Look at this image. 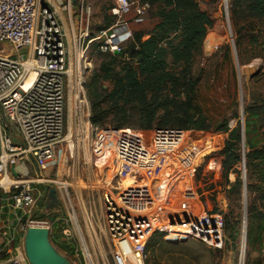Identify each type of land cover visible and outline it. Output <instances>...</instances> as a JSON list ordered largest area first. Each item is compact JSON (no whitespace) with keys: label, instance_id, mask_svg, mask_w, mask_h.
<instances>
[{"label":"built area","instance_id":"1","mask_svg":"<svg viewBox=\"0 0 264 264\" xmlns=\"http://www.w3.org/2000/svg\"><path fill=\"white\" fill-rule=\"evenodd\" d=\"M147 6L139 8L138 14ZM131 10V0H115L112 13L125 29L123 16ZM66 12L68 28L47 0H0V186L10 181L6 190L12 195L20 229L26 232L31 225L50 228L49 221L30 219L31 213L40 208L45 191L31 187V181H47L44 175L53 162L68 155L74 159L77 147L94 142V152H110L113 166L99 174L106 180L100 197L103 220L98 223L93 212L87 216L88 240L80 233L77 245H71L72 259L66 254L72 264H147V244L154 233L170 240L195 238L221 247L224 232L220 215L205 211L193 215L185 208L187 196L180 187L172 193L176 205L170 206L168 200L170 180L190 142L184 131L157 128L150 138H144L137 131L127 130L102 137L99 127L92 123L85 88L92 61L85 57L87 48L81 40L89 34L90 7L81 5L75 17L70 0ZM103 33L107 39L100 45L101 51L118 54L123 49L120 33ZM213 35L207 34L203 47L216 51L225 38ZM71 76L76 77V84L69 114ZM14 134L21 136V143L14 142ZM99 137L101 144L97 145ZM30 159L35 161L36 175L24 183L20 180L24 170H18V166ZM52 182L65 187L63 182ZM177 210L186 212L184 218L173 215ZM63 233L70 237L72 228L64 227ZM22 246L0 264H26Z\"/></svg>","mask_w":264,"mask_h":264},{"label":"rangeland","instance_id":"2","mask_svg":"<svg viewBox=\"0 0 264 264\" xmlns=\"http://www.w3.org/2000/svg\"><path fill=\"white\" fill-rule=\"evenodd\" d=\"M68 1L70 0L64 2L66 6ZM230 1L216 0L209 13L214 24L208 33L212 36L218 34V37L225 38L221 41V47L216 51L203 48L202 54L193 64V75L198 78L196 104L211 128L205 132L182 130L185 132V138L190 142L185 146L184 160L178 163L172 175L168 192V200L172 207L175 204L172 196L173 190L180 187L185 190L187 196L184 201L185 208L188 211L191 210L193 215L204 211L220 215L223 222L224 242L221 247L216 248L195 238L183 241L167 240L178 245L175 248L160 251L162 256L164 255L165 264H264V260H253L248 256L247 251L248 209L251 203L249 191L248 189L245 191L244 187V174L247 182V170L242 158L248 150L246 135L244 143L241 140L238 144L241 160L229 172L223 171L219 162V159H223L221 152L229 133L218 128L227 121L229 127H239L242 133V124H245L247 118V107H258L264 104V18L233 20ZM131 2V12L123 16L127 22V29H125V26L118 23V18L112 13L115 0H71L73 16L77 14L78 17L81 5L85 9L90 7L89 34L81 39L84 43L83 48H87L85 57L92 61V71L87 75L86 83L102 60L99 53L100 45L107 39L103 32H107L109 36L113 30L118 31L121 35V46L126 48L133 41L135 32H143L145 33L144 38H147V33L157 22L153 14L155 9L149 3L146 9L142 10V14H138V9L144 4L141 0H131ZM138 19L140 21H137ZM112 22L113 25L106 29L108 23ZM252 24L255 25L256 30H251ZM243 27L245 28L240 32L239 29ZM253 34L258 40L252 38ZM101 35L103 37L95 39ZM118 41L115 39V42ZM75 84L76 77L71 76L68 80L67 91V113L69 114L72 109ZM258 124L261 130L254 136L260 138L264 130L263 113ZM127 130L129 129L119 131L111 127L99 128L102 137L116 136L115 132L126 133ZM139 134L144 138H150L152 132H139ZM99 138L97 145L101 144V137ZM14 142L21 143V136L14 134ZM93 146L94 142L88 143L85 147H77L74 159H69L68 155L66 158L62 156L61 159L53 162L44 175L47 181L42 183L31 181V187L45 191L41 198L40 208L31 213L30 219L36 222L49 221L50 236L53 237L58 247L64 244L77 245L80 233L86 240L85 223L90 220L92 212L94 216L97 214L95 220L98 223L103 220L100 211V197L106 187V180L96 173L99 170L104 172L101 168L103 164L107 163L112 167L113 163L109 162V151L96 153ZM34 170L33 166H27L20 180L26 183L27 178L29 180L35 178ZM238 173L241 177V184L233 187ZM50 180L63 182L65 187ZM227 180L229 184H225ZM3 184L0 186L1 192L8 187V184L4 182ZM126 184L129 183L126 182ZM115 185L118 187V183ZM53 188L56 190L58 199L56 202L49 198L50 190ZM219 193H224L228 198L225 206H219L217 200ZM7 197L11 198L12 204V195L7 194ZM187 202H190V208ZM185 213L177 210L173 215L184 218ZM256 224H259V221ZM66 226L72 228L70 237H66L63 233V228ZM6 241L0 240V244ZM22 245L21 249L25 256L24 244ZM62 249L60 252L72 259L71 252L66 253ZM25 259L28 263L26 256Z\"/></svg>","mask_w":264,"mask_h":264},{"label":"trees","instance_id":"3","mask_svg":"<svg viewBox=\"0 0 264 264\" xmlns=\"http://www.w3.org/2000/svg\"><path fill=\"white\" fill-rule=\"evenodd\" d=\"M141 1L155 9L153 14L157 22L147 33V38H144L145 33L135 32L133 41L118 54L99 50L102 60L85 84L92 123L99 128L144 133H151L157 128L198 132L210 130L206 117L196 104L198 78L193 75V64L202 54L208 30L214 24L213 19L201 9L198 0ZM230 11L233 20L262 19L264 0H231ZM112 25L113 22L108 23L106 29ZM251 26V30H256L254 24ZM252 38L258 40L255 34ZM262 113L264 104L246 109L248 150L245 166L251 203L248 209V240L253 238L254 226H258L259 231L263 226L264 130L260 138L254 136L261 130L258 123ZM218 129L229 133L221 152L223 159H219L223 171L229 172L241 160L238 144L242 133L239 127H229L227 121ZM226 183L229 184L228 180ZM240 184L238 173L233 187ZM258 221L259 224H256ZM161 237V233H154V240H149L147 264H165L160 251L178 245ZM50 239L59 251L63 248L66 253L71 252V246L64 244L61 248L55 245L52 236ZM18 243V240H12L11 250L3 253L1 258L12 255Z\"/></svg>","mask_w":264,"mask_h":264},{"label":"crops","instance_id":"4","mask_svg":"<svg viewBox=\"0 0 264 264\" xmlns=\"http://www.w3.org/2000/svg\"><path fill=\"white\" fill-rule=\"evenodd\" d=\"M47 1L50 7L58 15L61 24L64 27L68 28L69 22L67 21V18H66V5L64 3L65 0H47ZM198 1H199L201 9L206 11L209 14L216 0H198ZM27 166L29 167L33 166V168L35 169L34 171L36 172V164H35V161L32 159H30V161H28L25 165L18 166V170L20 171L26 170ZM7 194H9L8 190H5L4 192L0 191V240H7L5 243L0 244V260H3L1 258L3 253L7 254L11 250L10 245H11L12 240H18L19 243L17 247L14 249L13 254L10 255L8 258L16 254L18 248L22 246V244H24V235H25V232H23L20 229V224L17 220L18 214L15 212V209L13 208L11 201H10L11 198L9 199L7 197ZM217 200L219 201V206L221 207L227 204L228 198L225 196L224 193H219L217 195ZM188 207L189 208L191 207L190 202L188 203ZM248 220H249V217H248ZM262 223H263V226L260 231L258 229L259 228L258 226L253 227V233H254L253 238L252 240H248V243H247L248 245L247 251L249 254L247 255L250 256L253 260H260V259L264 260V214H263ZM161 235H162L161 238H163V240H170L169 238L165 237L163 234ZM151 239H153V235L151 236L149 240Z\"/></svg>","mask_w":264,"mask_h":264},{"label":"water","instance_id":"5","mask_svg":"<svg viewBox=\"0 0 264 264\" xmlns=\"http://www.w3.org/2000/svg\"><path fill=\"white\" fill-rule=\"evenodd\" d=\"M242 140L245 141V124H242ZM245 164V155H243ZM244 187L247 189L246 175L244 174ZM49 198L56 202V190H50ZM50 228L42 225H31L24 235V251L29 264H72L51 242Z\"/></svg>","mask_w":264,"mask_h":264},{"label":"bare ground","instance_id":"6","mask_svg":"<svg viewBox=\"0 0 264 264\" xmlns=\"http://www.w3.org/2000/svg\"><path fill=\"white\" fill-rule=\"evenodd\" d=\"M205 50H207V49H205ZM108 167L110 168V166H109L108 164L101 166V168L104 169V170L107 169ZM109 170H110V169H109ZM99 171H100V170H99ZM99 171H98V173H96L97 175H99L100 173H101V174L103 173V171H100V172H99ZM4 183H6V185L8 184V187H7V188H9V186H10V181H4ZM127 183H130V181L128 180Z\"/></svg>","mask_w":264,"mask_h":264}]
</instances>
